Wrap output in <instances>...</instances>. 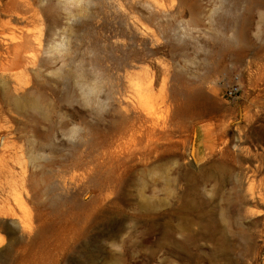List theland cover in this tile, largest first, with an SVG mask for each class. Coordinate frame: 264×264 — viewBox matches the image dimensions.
Returning <instances> with one entry per match:
<instances>
[{
    "label": "rangeland",
    "instance_id": "rangeland-1",
    "mask_svg": "<svg viewBox=\"0 0 264 264\" xmlns=\"http://www.w3.org/2000/svg\"><path fill=\"white\" fill-rule=\"evenodd\" d=\"M65 1L0 0V52L22 43L0 103L32 197L0 264H264V0Z\"/></svg>",
    "mask_w": 264,
    "mask_h": 264
},
{
    "label": "bare ground",
    "instance_id": "bare-ground-1",
    "mask_svg": "<svg viewBox=\"0 0 264 264\" xmlns=\"http://www.w3.org/2000/svg\"><path fill=\"white\" fill-rule=\"evenodd\" d=\"M81 1L82 0H66L65 2L66 3L68 2L80 3ZM36 41H37V44H39L40 40L36 39ZM54 47L50 48V50L52 49L53 52H55V50L57 52L64 51L63 45L56 46L55 48ZM21 49H22V43L14 44L13 46L12 45L7 46L0 52V56L3 58L5 57L6 59L11 58L13 56L17 58V57H20L21 55V52H20ZM39 55H40V48H35L27 56L25 55L24 58L26 61V65L23 66L24 70L22 72L28 73L30 70H33V68L36 67L37 65ZM4 67H5V63H4ZM11 77L14 78V75H12ZM15 80H18V79H15ZM148 82L149 83L142 84L137 81L136 86L138 90L141 91L142 89H145L146 92L152 93L154 91V81L150 80ZM12 90H13L14 96L12 95V97L10 98H11V101H13L15 111L19 113L20 111L23 110V107L25 106V103H24L25 98L19 96L18 94L27 93L29 92V89L19 84L18 82H16ZM4 92L8 94L9 91L5 90ZM28 105L30 106V108L34 110H41L40 99H33L28 102ZM146 113L149 114L148 112ZM6 114H7L6 106L0 103V227L7 228L15 236V234H18V233H22V235L25 234L23 233L24 228H25L24 226L25 222H23L21 218L22 216L20 217L19 215L20 213H18L17 210L23 208L27 200H30L32 197H31V194L28 188V182H29V179L27 176L28 166H27V162L25 161V157L22 154L23 151H20L21 147H19L16 142L12 141L10 137V136H13V132L16 131V130H13V126L10 125L11 123L15 122V119L14 117H9ZM18 169L20 170V172L17 171ZM53 192L54 193H52L51 198H49V203L51 207L56 211L61 206L62 199H60L59 194L55 193V191ZM7 221H10L11 225L9 224L7 225L8 223ZM27 234H28V231H27ZM24 237H22V239ZM28 237L30 238V236ZM33 238H35V236H33ZM26 252L27 251L25 250V253Z\"/></svg>",
    "mask_w": 264,
    "mask_h": 264
},
{
    "label": "built area",
    "instance_id": "built-area-1",
    "mask_svg": "<svg viewBox=\"0 0 264 264\" xmlns=\"http://www.w3.org/2000/svg\"><path fill=\"white\" fill-rule=\"evenodd\" d=\"M243 76L239 72L233 73L232 80L227 83L224 91V96L227 99H235L237 96L240 95L242 88H243V82H242Z\"/></svg>",
    "mask_w": 264,
    "mask_h": 264
}]
</instances>
